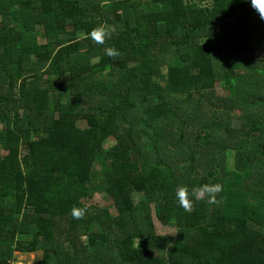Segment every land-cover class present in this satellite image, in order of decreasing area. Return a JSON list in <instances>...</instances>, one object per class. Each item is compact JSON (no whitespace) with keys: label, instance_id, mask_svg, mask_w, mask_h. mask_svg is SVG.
I'll return each instance as SVG.
<instances>
[{"label":"trees","instance_id":"1","mask_svg":"<svg viewBox=\"0 0 264 264\" xmlns=\"http://www.w3.org/2000/svg\"><path fill=\"white\" fill-rule=\"evenodd\" d=\"M100 25L104 43L88 36ZM44 75L69 82L41 88ZM0 107V264L17 253H40L36 264H264V21L251 0H0ZM189 120L199 132L188 139ZM216 183L214 203L178 205L179 186ZM98 192L116 216L88 203ZM154 210L175 236L157 234ZM133 239L127 257L118 244Z\"/></svg>","mask_w":264,"mask_h":264},{"label":"rangeland","instance_id":"2","mask_svg":"<svg viewBox=\"0 0 264 264\" xmlns=\"http://www.w3.org/2000/svg\"><path fill=\"white\" fill-rule=\"evenodd\" d=\"M224 22H225V25L232 24L231 23L232 22L231 19H227ZM219 24L223 25V22L219 21ZM251 43H252V47H253L252 50H253L254 59L255 60H262V57H263L262 51L260 49V46H259L258 42L256 41V38L252 39ZM227 58H228V56L224 57L225 60ZM236 58L237 57H231L232 60L228 59L229 64H242V59H240V58L236 59ZM221 60L223 61V58H219V57H215L214 58V64H215L216 72H217V75H218V80H221V78H222V64L223 63H222ZM93 62H95V60ZM239 71L242 72L243 74H249V72H250V71L244 69L242 66H240ZM108 74L109 73H107L105 76H107ZM42 80H44V81L40 83L41 88L46 85V83H45L46 80H51L52 82H56L57 80H61L63 83L69 82L68 81V77H62V78L58 79L57 77L47 76V75H44V78ZM107 80H109V78H107ZM216 95L218 97L225 96L224 89L220 85L219 82L216 85ZM138 109L142 110V108H140V106H138ZM6 113H7L6 108L0 107V115H4ZM191 121L192 120H189L190 124H191ZM79 125L81 127H83V128L88 127L86 121H80ZM172 126L173 125H171L168 128H166L165 133L162 135V140L164 142L172 143V137H171L170 129H172V128L175 129V127H177V125L173 126V127ZM197 132H199V127L197 126L194 129V126L192 125V127H191V129L189 131V134H188V139H189V137H195ZM147 143H148V141H147ZM114 144H115L114 141L109 142L108 148H112V146ZM1 155L3 156V154H1ZM235 156H236V152H233V153L230 154V160H229L230 164H233V162H235ZM250 188H251L252 193H254V194L257 193L258 187L256 185H251ZM86 200L88 201V203H96V204H99V205H108L110 207L112 215L116 216V210H115L114 206L112 205L111 199L107 198V196L104 195L103 193L98 192V193L95 194L94 197L87 198ZM153 217H154V221H155L156 232H157L158 235H161V236H175L176 228L169 227V226L168 227L164 226L162 224V222L159 220L155 210L153 211ZM98 230H99V227H98ZM118 248L127 257H130L132 255V253H134V252L139 250L138 240L137 239H133V240L123 241L122 243L118 244ZM15 256H16V264H36L38 259L40 258V253H38V254H26V255L17 253V254H15Z\"/></svg>","mask_w":264,"mask_h":264},{"label":"clouds","instance_id":"3","mask_svg":"<svg viewBox=\"0 0 264 264\" xmlns=\"http://www.w3.org/2000/svg\"><path fill=\"white\" fill-rule=\"evenodd\" d=\"M251 5L258 12L259 17L264 21V0H251ZM106 35V30L103 25L93 28L88 36L96 43H104V37ZM106 55L116 56L119 54L118 50L113 47H109L105 50ZM222 186L219 183L216 184H204L199 187H193L190 191L186 186H179L176 189L175 196L178 205L182 207L185 211L191 210L192 201L200 200L203 198L204 194L208 195L207 203L211 204L215 202V193L221 191ZM84 209L73 207L71 210V215L74 218H80L84 214Z\"/></svg>","mask_w":264,"mask_h":264}]
</instances>
